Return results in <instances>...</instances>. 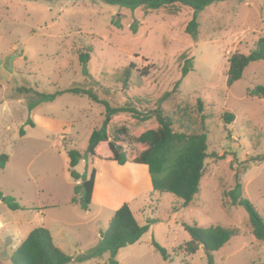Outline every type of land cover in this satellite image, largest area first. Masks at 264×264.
Instances as JSON below:
<instances>
[{
	"label": "rangeland",
	"instance_id": "obj_1",
	"mask_svg": "<svg viewBox=\"0 0 264 264\" xmlns=\"http://www.w3.org/2000/svg\"><path fill=\"white\" fill-rule=\"evenodd\" d=\"M191 17L192 10L183 5L173 13L102 0H0V154L10 158L0 167V190L26 207L14 210L0 200V264H13L12 251L39 226L47 227L55 244L74 257L68 264H103L108 252L77 258L99 244L101 231L125 202L141 225L150 222V229L119 250L120 264H208L202 246L194 254L180 250L166 260L152 244L155 239L170 251L179 249L191 238L184 223L194 222L240 229L213 252L216 264H264V241L252 233L246 209L225 195L239 174L244 195L264 217V99L248 94L249 88L264 84V60L251 62L242 78L227 84L230 56L248 53L264 36V0L206 6L199 12L197 40L186 31ZM88 47L91 76L79 58ZM185 59L192 60V69L182 78ZM131 63L136 67L125 85L123 72ZM147 66L148 75L138 72ZM179 80L180 101L195 107L201 98L207 113L214 114L207 119V171L187 206L173 193L154 191L145 165L111 160L108 142L101 157L87 153L105 105L74 92L39 102L40 94L81 87L114 106L131 103L144 109L156 107ZM164 107L172 112V105ZM225 111L235 114L231 123L223 119ZM155 122L123 112L112 118L109 130L126 125L131 134ZM117 146L129 153L135 143L125 136ZM72 148L83 155L76 166L79 174L90 177L97 171L88 209L81 201L72 202L81 197L75 187L83 179L71 175Z\"/></svg>",
	"mask_w": 264,
	"mask_h": 264
},
{
	"label": "trees",
	"instance_id": "obj_2",
	"mask_svg": "<svg viewBox=\"0 0 264 264\" xmlns=\"http://www.w3.org/2000/svg\"><path fill=\"white\" fill-rule=\"evenodd\" d=\"M108 4L128 7L132 10L143 8L146 11L156 10L162 7L169 8L173 13L178 12L179 6H187L192 10V17L186 26V31L194 40L199 34V12L206 6L224 0H102ZM137 27H134L136 31ZM91 47L80 53V61L84 65V73L91 76L87 63L91 57ZM257 60H264V36H261L254 43L253 48L248 52H235L228 60L227 84L232 85L243 77L247 66ZM136 67L131 63L123 72L125 85H129ZM192 69V60L185 59L182 67V78ZM142 75H148L150 67L141 70ZM180 83L177 81L172 90L166 91L158 100L156 107L147 106L142 109L140 106L125 104L114 106L106 99L100 98L91 89L71 87L65 90H57L55 93L40 94L39 102L52 101L64 92L76 94H87L92 100L102 103L106 112L102 124L93 130L89 138L87 153L93 157H101L105 143L108 142L113 154L111 160L120 164L136 163L145 165L151 177L153 190L163 193H173L182 199L183 206L189 205L200 191L201 180L207 171V160L211 157L209 153V129L207 119L214 116L213 112L207 113L204 101L199 98L195 107L189 103L180 101ZM248 94L264 99V84H257L248 89ZM164 104L172 105V112H167ZM35 104H30L32 108ZM174 106H176L174 108ZM174 108V109H173ZM123 112L131 113L135 118L145 121L155 119L156 122L145 128H138L129 133L126 125H121L114 132L109 130L112 118ZM223 119L231 123L235 114L225 111ZM24 133V130H21ZM125 136L132 138L135 146L129 153L120 151L117 142ZM70 172L77 181L81 178L76 166L83 158L81 152L75 148L69 149ZM8 154H0V167L4 168L9 161ZM259 157L253 158L257 160ZM261 159V157H260ZM264 159V157H262ZM82 182L75 187L76 193L81 197H73L72 202L81 201L83 208L88 209L92 201L96 185L97 171L93 169L90 177L82 176ZM86 183V185L84 184ZM243 184L239 174L236 175L235 186L225 191V195L233 205L243 206L248 213V223L252 233L257 239L264 241V217L258 212L254 203L244 195ZM3 200L11 209H25L11 196L4 195L0 190V200ZM185 229L190 234V240L180 245L179 249L170 251L155 239L152 244L155 249L166 260H172L181 251L187 254H194L202 246L204 247L208 264L214 262L213 252L225 245L231 237L239 235V228H227L222 225L200 226L194 222L184 223ZM150 229V222L141 225L128 202L120 205L106 229L101 231L99 244L88 253L80 255L78 260L97 258L109 253L110 257L103 264H120L116 258L119 250L128 244H133ZM73 256L66 253L54 242L50 230L45 226L34 228L27 237L12 251L10 259L13 264H68ZM261 264V263H253Z\"/></svg>",
	"mask_w": 264,
	"mask_h": 264
},
{
	"label": "water",
	"instance_id": "obj_3",
	"mask_svg": "<svg viewBox=\"0 0 264 264\" xmlns=\"http://www.w3.org/2000/svg\"><path fill=\"white\" fill-rule=\"evenodd\" d=\"M120 149V148H119ZM86 185V183H84Z\"/></svg>",
	"mask_w": 264,
	"mask_h": 264
}]
</instances>
